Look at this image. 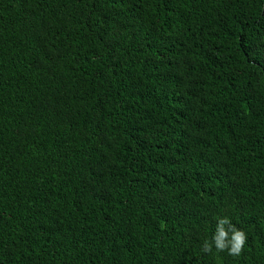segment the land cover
I'll use <instances>...</instances> for the list:
<instances>
[{"label": "trees", "instance_id": "obj_1", "mask_svg": "<svg viewBox=\"0 0 264 264\" xmlns=\"http://www.w3.org/2000/svg\"><path fill=\"white\" fill-rule=\"evenodd\" d=\"M0 264H264V0H0Z\"/></svg>", "mask_w": 264, "mask_h": 264}, {"label": "clouds", "instance_id": "obj_2", "mask_svg": "<svg viewBox=\"0 0 264 264\" xmlns=\"http://www.w3.org/2000/svg\"><path fill=\"white\" fill-rule=\"evenodd\" d=\"M247 242V234L244 230L237 228L231 220L224 217H217L215 230L210 239H205L202 244L204 253L227 251L228 255L238 257L244 250Z\"/></svg>", "mask_w": 264, "mask_h": 264}]
</instances>
